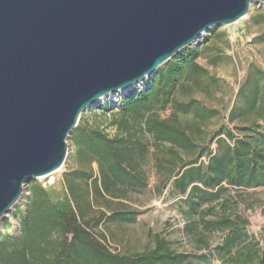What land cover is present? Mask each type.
<instances>
[{
  "label": "trees",
  "instance_id": "obj_1",
  "mask_svg": "<svg viewBox=\"0 0 264 264\" xmlns=\"http://www.w3.org/2000/svg\"><path fill=\"white\" fill-rule=\"evenodd\" d=\"M256 16V21L264 19V13ZM258 39L264 42V33ZM197 44L183 48L142 85L119 95L116 103L81 115L69 136L79 167L62 173L57 192L36 179L28 181L18 235L7 233L10 224L2 222L0 264H213L211 257L217 264H264V225L260 238L250 235L246 215L257 206L256 190L264 187L262 76L248 75L239 89L242 102L233 101L229 110L231 123L254 116L237 126L242 135L219 128L198 143L201 124L218 111L193 97L176 96L200 88L208 73L198 63L203 49ZM219 60L214 56L211 63ZM149 155L156 169L165 172L156 194L170 186V195L180 203L185 237L204 253L177 252L159 233L153 246L142 251L111 249L95 231L103 223L135 222L138 211L120 203L121 208L111 209L110 200L147 188L143 164ZM104 207L109 212L100 211ZM214 233L220 240L212 248L209 236Z\"/></svg>",
  "mask_w": 264,
  "mask_h": 264
},
{
  "label": "water",
  "instance_id": "obj_2",
  "mask_svg": "<svg viewBox=\"0 0 264 264\" xmlns=\"http://www.w3.org/2000/svg\"><path fill=\"white\" fill-rule=\"evenodd\" d=\"M264 0H0V222L81 115Z\"/></svg>",
  "mask_w": 264,
  "mask_h": 264
},
{
  "label": "rangeland",
  "instance_id": "obj_3",
  "mask_svg": "<svg viewBox=\"0 0 264 264\" xmlns=\"http://www.w3.org/2000/svg\"><path fill=\"white\" fill-rule=\"evenodd\" d=\"M258 13H264V4H252L249 13L244 18L230 25L213 28L198 40L203 49L198 63L205 67L208 73L202 77L200 88L193 86L190 92H179L176 95L179 100H187L193 97L199 100L203 106L218 111L216 116L205 120L201 124L202 132L196 137L198 143L203 144L219 128L229 129L235 136H240L242 132L237 126L248 124V121L254 117L248 115V119L244 120L240 117L234 123L228 120V113L233 101L236 100L238 104L242 102L239 89L243 82L247 80L248 75L258 72L262 76L261 82L264 84V42L258 39L264 33V19L256 21L257 18L255 17ZM215 33H222V36L216 37ZM206 37H209L207 41L204 40ZM197 43L193 46L199 45ZM214 56L220 57L216 64L211 63ZM138 85H142V83ZM246 89L248 88L246 87ZM126 91H120L116 96L111 95L102 99L92 109L97 108L98 105L116 103L119 95ZM102 121L103 124L107 122L105 119H102ZM67 145V158L63 166L52 175L51 179L43 182L47 188L55 189L52 192H57L61 188V176L64 171L79 167L69 139ZM214 147V144L211 143L210 148L214 149ZM183 155L186 156L185 153ZM146 159L143 168L147 172V188L142 192L131 191L122 200L112 199L110 200L112 203L109 205L111 209L121 208L120 203L126 205L127 209L138 211L135 222L103 223L95 231L97 234L102 233L104 235V240L111 249L130 252L142 251L153 246V236L159 233L161 237L169 242L170 247L177 252L195 255L204 253V249L197 248L198 243L191 242L185 237L183 233L184 218L179 209L180 203L178 198L170 195V186L168 185L160 195L156 194L155 187L163 178L165 172L156 169L152 156L149 155ZM202 159L206 158L203 157ZM92 166L94 173L97 175L96 164L94 163ZM36 181L42 182L40 179H36ZM27 184L28 182L24 184L22 195L16 205L0 222V234L4 232L2 222L7 220L10 224L7 233L12 236L18 235L19 217H21L24 209ZM255 195L259 199L257 206L246 211L250 221L247 231L250 235L260 238L259 231L264 225V187L257 189ZM20 206L21 208L17 210L16 215L15 209ZM100 211L109 212V208L104 207ZM209 239L213 248L219 243L220 234H211ZM192 258L193 263H196L197 259ZM211 262L217 264L218 260L216 257H211ZM201 264H204V262Z\"/></svg>",
  "mask_w": 264,
  "mask_h": 264
}]
</instances>
